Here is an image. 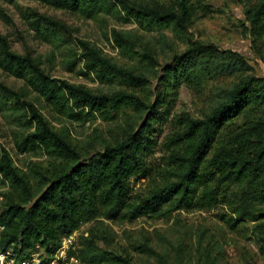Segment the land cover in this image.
Segmentation results:
<instances>
[{"label":"trees","instance_id":"trees-1","mask_svg":"<svg viewBox=\"0 0 264 264\" xmlns=\"http://www.w3.org/2000/svg\"><path fill=\"white\" fill-rule=\"evenodd\" d=\"M35 1L86 17L106 10L145 32L170 28L180 38L191 12L187 0L175 6L152 0ZM236 1L246 5L248 33L257 47L264 42V0ZM33 15L35 30L66 32L61 24ZM112 38L138 66H120L97 46L76 40L78 62L109 87L94 92L50 77L29 55L12 52L0 34L5 74L24 81L63 123L100 120L107 125L77 141L66 124L57 129L23 92L0 81V114L10 126L15 151L45 158L19 168L0 149V184L7 189L0 194V251L11 249L24 259L37 247L43 264H49L64 238L98 218L166 219L174 212L222 206L228 225L254 224L252 236L264 258V77L250 74L240 53L213 44L187 40L182 52L159 64L145 48L136 50L130 32L113 31ZM115 83L125 88L112 90ZM182 86L203 100L198 116H170ZM128 110L132 116L126 119ZM163 129L168 132L159 142ZM156 148L162 153L159 162ZM140 179L144 184L135 189ZM96 232L89 229L67 257L77 253L80 264H132L127 254L100 247ZM99 240L109 244L104 237ZM133 250L161 257L147 242ZM196 250V264H220L199 237Z\"/></svg>","mask_w":264,"mask_h":264},{"label":"rangeland","instance_id":"rangeland-1","mask_svg":"<svg viewBox=\"0 0 264 264\" xmlns=\"http://www.w3.org/2000/svg\"><path fill=\"white\" fill-rule=\"evenodd\" d=\"M152 1L175 6L178 0ZM187 5L191 12L184 38H180L175 36L170 28L145 32L135 22H127L106 10L86 17L81 13L56 9L35 0H17L14 3L0 0V34L7 39L12 52L29 55L50 77L84 86L94 92L107 91L109 87L100 84L98 78L84 69L82 62H78L81 52L77 49L76 40L97 46L107 58L120 66H138L137 60L126 58L116 46L112 38L113 31L130 32L132 39H137L136 50L145 48L159 64L182 52L186 48V41L190 40L238 52L247 59L252 69L250 74L264 77V42L256 47L251 41L248 33L250 27L245 17V4L236 0H187ZM34 13L61 24L66 32H54L43 26L35 30ZM0 81L16 91L23 92L27 100L32 101L57 129L66 124L77 141L92 133L94 128L107 127L100 120L84 125L63 123L62 118L51 112L44 102L29 90L24 81L14 79L1 69ZM154 83L152 80V84ZM110 88L118 90L125 87L115 83ZM203 108V100L195 96V91L182 86L178 90L170 116L181 112L198 116ZM131 116L128 110L124 118ZM163 131L159 142L168 132L166 129ZM2 148L9 152L14 164L19 168H23L28 161L43 163L45 159L18 154L14 148L10 126L0 114V149ZM155 151L154 158L159 162L162 153L159 148ZM143 182V179L138 180L135 189L142 188ZM6 190V187L0 184V194ZM226 214V208L221 206L211 211L174 212L166 219L143 217L134 222H127L98 218L83 225L67 238L62 260L64 264H80L77 253L68 258L67 252L70 248L74 250L78 246L79 238L87 236L89 229H97L99 246L119 254H127L132 264H196L198 237L201 238L203 246L211 249L214 256L220 257V264H264V258L259 254L251 232L254 224L240 222L230 226L225 222L227 218H221ZM101 237L109 244L101 242ZM143 242H147L161 257H150L146 253L133 250V246Z\"/></svg>","mask_w":264,"mask_h":264},{"label":"built area","instance_id":"built-area-1","mask_svg":"<svg viewBox=\"0 0 264 264\" xmlns=\"http://www.w3.org/2000/svg\"><path fill=\"white\" fill-rule=\"evenodd\" d=\"M2 230L3 227H0V232ZM66 242H68V239L64 238L61 242L60 248L52 256V259H50L49 264H55L56 261L63 259L62 257L65 255ZM0 264H43V262L41 253L36 247V250L24 259L13 254L11 249L6 250L5 252L0 251Z\"/></svg>","mask_w":264,"mask_h":264}]
</instances>
